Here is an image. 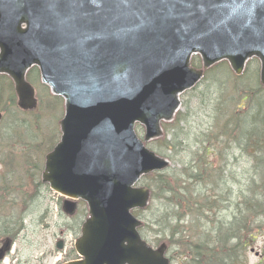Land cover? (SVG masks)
Returning a JSON list of instances; mask_svg holds the SVG:
<instances>
[{"label":"water","instance_id":"1","mask_svg":"<svg viewBox=\"0 0 264 264\" xmlns=\"http://www.w3.org/2000/svg\"><path fill=\"white\" fill-rule=\"evenodd\" d=\"M194 55L201 69L191 67ZM252 58L264 87V0H0V74L12 80L18 106L36 107L25 81L32 66L64 99L60 141L41 181L87 203L74 244L81 259L65 264H169L166 245L148 246L131 214L150 201L135 184L169 166L145 144L164 136L161 122L173 121L179 96L205 70L226 61L240 76ZM75 207L65 201L62 211Z\"/></svg>","mask_w":264,"mask_h":264},{"label":"trees","instance_id":"2","mask_svg":"<svg viewBox=\"0 0 264 264\" xmlns=\"http://www.w3.org/2000/svg\"><path fill=\"white\" fill-rule=\"evenodd\" d=\"M193 63L197 64L198 60L194 58ZM223 67L225 66L219 65L215 69ZM213 83L212 89L200 98L205 100L204 112L209 115L208 122L214 123L210 131L208 129L198 135L186 133L178 126L183 120L178 115L175 124L169 128L170 139L161 142V147L158 143L155 144L162 154L167 153L171 158L180 156L184 160L178 174L169 171L150 175L145 180L146 186L152 190V199L168 208L163 225L159 222L153 225L159 228L153 240L158 243L160 239H165L172 249L170 257L183 264H247L246 249L254 244L259 234L264 236V192L261 191L264 186L259 191V185H264V182L259 183L257 171L259 167L264 175V125L260 132L257 119L260 110L255 107L259 94L264 89L259 86L247 90L235 89L237 96L243 94L242 99L247 100L244 104L246 106H242L241 111L229 109L227 112L228 99L224 98L223 91L228 82L219 86L216 82ZM12 111L18 115L13 106ZM244 120L248 123L243 134L241 121ZM261 120L264 121L262 118ZM12 123L27 134L31 130L30 126H33H27L26 119L20 117H15ZM252 125L255 128L251 131ZM36 135H28V140L20 141L26 147L22 150L23 153L38 151V147L33 145L38 141L39 144L41 138L40 134ZM192 138L194 147L189 144ZM53 140L54 134H51L48 142L44 141L45 152L53 147ZM184 141L188 145L183 146ZM234 146L245 154L248 163L256 166L251 169L252 175L248 176L247 171L248 177L244 176L240 181L231 183L224 174L229 167L226 156L234 151ZM186 154L189 155L183 156ZM214 156H218L216 161ZM34 164L33 171H40L41 165L37 166L36 162ZM34 182L32 191H26L27 186L21 183L18 189L0 187V237L11 240L10 238L17 236L26 217L25 210L20 216L16 212L4 214L7 207H3L1 202L11 205L14 210L19 201L25 207L30 202V213L41 212L37 206L41 194L48 190L43 189L38 178ZM147 234L146 229L142 231L144 237ZM258 264H264V250Z\"/></svg>","mask_w":264,"mask_h":264},{"label":"rangeland","instance_id":"3","mask_svg":"<svg viewBox=\"0 0 264 264\" xmlns=\"http://www.w3.org/2000/svg\"><path fill=\"white\" fill-rule=\"evenodd\" d=\"M249 66V75L246 74L242 78L237 80V82L241 84L239 85L240 88L245 87L244 89H252L258 85V72L257 70H255V68H257V63L251 62ZM213 76L216 83H221L231 78L229 71L225 67H223L220 71L214 73L212 77ZM210 83L211 81L202 82L196 91L187 93L186 95L184 94L181 97L180 114L183 120L182 123H180L178 126L186 133L188 132L192 135H198L204 131H207L208 129V131H210V127L214 124L208 122L209 115L204 112L205 100L203 101L200 99L203 97L205 92L210 90ZM229 91H234L233 84L229 86ZM3 94L4 93L2 91V97ZM42 95H44V98L48 97L45 94H41V97ZM231 96L232 95L230 93L227 94V97ZM242 96L243 94H240L237 97V101L241 100ZM46 101L48 102V98L46 99ZM46 101L44 100V105L36 114L37 119L35 120L34 125L30 126L31 130L29 129L30 132L28 134L20 127H15L12 129L13 136L18 137L19 135L22 139L28 138V135L40 134V143L38 144V141L33 145L35 147H38V151L32 150L23 153L22 150L26 149V147H23L21 145L22 142H20L21 140L19 139H15L11 142L9 141L6 144L0 143V187L2 183V186L10 188L20 180L21 185H26V183L29 182V187H26V191L33 190V183L37 174V170L33 171V167L35 166L34 163L36 162L37 166L41 164L42 156L46 151L44 141L49 137L48 135H50L55 126L53 124H56L61 115V111L58 107L54 110V103H52V101L49 102L51 104H46ZM242 102L247 103V100H243ZM243 103L240 104L246 106L244 105L245 103ZM0 105H2V103H0ZM230 106H228V108H230ZM255 107L260 110L257 119L259 124L258 128L260 132H262L264 121H262L261 118L264 119V92L259 94ZM215 114L217 115V113ZM8 121V116H5L4 123L0 125V134H3L4 138L8 136L10 137V134H7L8 130H4V127ZM247 123V120L241 121L243 134L246 131ZM216 125L220 126V124L217 123ZM7 127H12L11 123H8ZM250 128V130L252 131V129H254L255 127H253L252 125L250 126ZM186 133L182 134L185 135ZM169 134L171 135V132H169ZM189 144L191 147H194V138L189 141ZM186 145L188 144L184 141L183 146ZM150 148L158 153L155 146H152ZM233 149L234 151H230V153L226 156L229 167H227V173L225 172L224 174L228 176V179L231 180V183H234L235 180L240 181V179L244 176L248 177L249 175H252L251 169L256 166V164L254 163H248L245 154L238 150L237 147L234 146ZM187 155L189 154L183 156ZM214 158L216 159L215 156ZM183 160V157L180 156L172 158L169 171L178 174ZM257 171L259 173V183L260 181L264 182V175H262V173L260 172L259 167H257ZM263 186L264 185H259V191ZM261 191L264 192V190ZM10 202L12 203L13 199ZM1 205L3 207H7V209L3 211L4 214H11L13 212H16V215L20 216L21 212H24L25 210V214L26 216H28L23 223V225L25 226V230L22 231V233L19 235L15 244L12 246L10 253L4 260L0 261V264H60L64 261V250L67 253L70 249H72L73 241L75 240L77 235L73 234L74 230L69 229V221L66 216L59 215L61 206V204H59V198H57L56 196H52L49 193H43V195L41 194V199L37 206V209L41 210L40 213H38V211H33L32 213L28 211L30 202L25 207L24 204L19 201L16 210H14L11 205H7L4 202H1ZM167 209L168 208L163 207L160 202L153 200L147 212L141 215V219L145 222L146 230L149 233L153 231L152 234H155L157 229H159L153 226L155 222H159L161 225H163L162 223L164 215L168 214ZM60 231L63 232V236H61V238L64 240L65 245L64 250L61 253L57 252V250L55 249V242L56 239L60 238ZM148 234V238L146 239L148 242L152 243L154 236L151 234V239ZM262 236L263 234H259L254 244L246 249L247 264H258V262L261 260L262 250H264V237ZM3 239V237H0V243ZM251 249H253V252H251ZM255 253H257L258 255H255ZM173 264L179 263L174 262Z\"/></svg>","mask_w":264,"mask_h":264},{"label":"flooded vegetation","instance_id":"4","mask_svg":"<svg viewBox=\"0 0 264 264\" xmlns=\"http://www.w3.org/2000/svg\"><path fill=\"white\" fill-rule=\"evenodd\" d=\"M30 72L35 76L38 77V71L36 69H32L30 70ZM79 205V204H78ZM78 208V207H77ZM75 220H77V217H74L70 220L71 223L75 222Z\"/></svg>","mask_w":264,"mask_h":264},{"label":"snow or ice","instance_id":"5","mask_svg":"<svg viewBox=\"0 0 264 264\" xmlns=\"http://www.w3.org/2000/svg\"><path fill=\"white\" fill-rule=\"evenodd\" d=\"M93 2L95 3V2H96V0H93Z\"/></svg>","mask_w":264,"mask_h":264}]
</instances>
